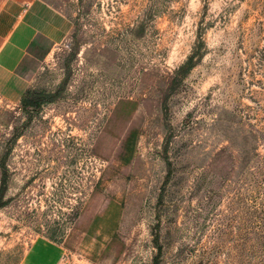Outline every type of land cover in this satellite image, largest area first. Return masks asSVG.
<instances>
[{"label":"rangeland","instance_id":"1","mask_svg":"<svg viewBox=\"0 0 264 264\" xmlns=\"http://www.w3.org/2000/svg\"><path fill=\"white\" fill-rule=\"evenodd\" d=\"M46 1L70 30L0 95V264H264V0Z\"/></svg>","mask_w":264,"mask_h":264},{"label":"crops","instance_id":"2","mask_svg":"<svg viewBox=\"0 0 264 264\" xmlns=\"http://www.w3.org/2000/svg\"><path fill=\"white\" fill-rule=\"evenodd\" d=\"M18 2L0 0V21L4 6H20ZM17 11L16 22L0 40V95L13 100L70 30L69 18L46 0H29Z\"/></svg>","mask_w":264,"mask_h":264},{"label":"built area","instance_id":"3","mask_svg":"<svg viewBox=\"0 0 264 264\" xmlns=\"http://www.w3.org/2000/svg\"><path fill=\"white\" fill-rule=\"evenodd\" d=\"M59 264H86L81 258H73L71 256L62 255Z\"/></svg>","mask_w":264,"mask_h":264}]
</instances>
